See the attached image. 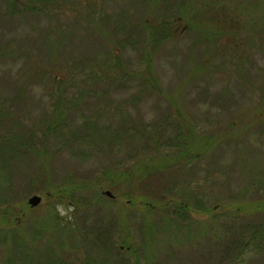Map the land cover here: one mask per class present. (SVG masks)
<instances>
[{"label":"rangeland","instance_id":"rangeland-1","mask_svg":"<svg viewBox=\"0 0 264 264\" xmlns=\"http://www.w3.org/2000/svg\"><path fill=\"white\" fill-rule=\"evenodd\" d=\"M0 264H264V0H0Z\"/></svg>","mask_w":264,"mask_h":264},{"label":"water","instance_id":"water-1","mask_svg":"<svg viewBox=\"0 0 264 264\" xmlns=\"http://www.w3.org/2000/svg\"><path fill=\"white\" fill-rule=\"evenodd\" d=\"M108 194L110 195L111 193L108 192ZM41 201H42V197L41 196L34 195L33 197H31L29 199V204L34 207V206H37Z\"/></svg>","mask_w":264,"mask_h":264},{"label":"trees","instance_id":"trees-1","mask_svg":"<svg viewBox=\"0 0 264 264\" xmlns=\"http://www.w3.org/2000/svg\"><path fill=\"white\" fill-rule=\"evenodd\" d=\"M53 77H54V76H53ZM54 78H55V77H54ZM47 189H48V188H46L44 191H47ZM53 196H55V195H53ZM62 202H63V203H66V202H64V201H62ZM148 208H150V207H148ZM31 210H32V209H31ZM31 210H30V211H31ZM22 217H24V216L22 215ZM26 239H27V238H26ZM21 245H22V242H21Z\"/></svg>","mask_w":264,"mask_h":264}]
</instances>
